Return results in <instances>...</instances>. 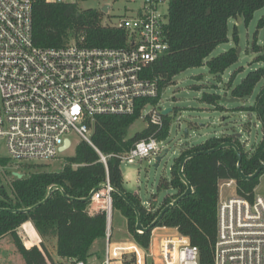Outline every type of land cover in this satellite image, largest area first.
<instances>
[{
  "label": "trees",
  "instance_id": "trees-1",
  "mask_svg": "<svg viewBox=\"0 0 264 264\" xmlns=\"http://www.w3.org/2000/svg\"><path fill=\"white\" fill-rule=\"evenodd\" d=\"M79 1L84 0L69 3L32 0L34 44L40 47H61L81 38L82 44L88 47L127 45V34L123 29L102 24L105 12L101 8H80ZM263 7L264 0H169L168 22L165 26L168 50L145 70L148 78L157 79V96L139 100L131 114L95 116L92 144L77 140L74 153L66 156L60 171H34L20 178L14 176L9 188L0 184V239L10 235L24 264L48 262L43 253L46 251L43 240V251L38 245L26 246L18 232L21 226L32 243L39 244L38 234L42 239L53 237L56 254L70 262H87L95 253V246H103L105 212L101 209L90 212L88 206L91 200L81 199L86 198L96 186L106 180L113 187L110 192L113 209L119 210L126 219L127 237L143 248H148L151 230H136V213L117 190L138 208L142 225L148 226L160 210L186 188L178 175L181 159L187 154L201 151L205 153L190 157L182 167L183 174L192 185V193L165 211L153 228L176 227L198 247L202 264L212 260L220 182L234 179L236 194L251 198L264 169L254 179L243 180L237 171L238 157L234 148L228 146L212 152L206 151L222 142H234L239 146L241 169L246 175L252 174L264 161V65L249 70L231 88V95L242 99L251 96L256 85H260L253 104L247 108L255 114L262 132L260 141L254 144L251 153H246L234 134L211 137L198 144L185 143L179 155L174 158L170 179L161 178L158 185V188L172 189L173 193L167 194L160 203L152 196L147 200L148 205L144 204L137 192L126 189L120 168L121 156L140 140L154 137L160 141L168 136L169 113L162 115L160 127L151 123L147 114L144 116L147 124L143 129L131 136H128V129L141 117L145 105L159 102L162 89L172 82L175 75L201 65H206L211 73L218 74L237 62L240 54H237L234 47L211 58L207 57L217 45L229 41V18L242 15L245 22H248L254 11ZM259 25L264 26V15L260 18ZM233 40L237 43L235 30ZM254 48L258 50L259 46L255 45ZM261 59L258 58L257 61ZM218 98L219 95L215 93H204L202 96V100L209 103H215ZM101 155L105 156V161L101 160ZM10 162L17 161L7 156L0 157V166H6ZM26 163V168L32 166V162ZM55 184L60 185L68 197L60 190H54L43 204L28 212L20 211L43 200L49 188Z\"/></svg>",
  "mask_w": 264,
  "mask_h": 264
},
{
  "label": "built area",
  "instance_id": "built-area-1",
  "mask_svg": "<svg viewBox=\"0 0 264 264\" xmlns=\"http://www.w3.org/2000/svg\"><path fill=\"white\" fill-rule=\"evenodd\" d=\"M168 6L169 0H142L133 16L102 22L123 29L126 46L88 47L80 38L61 47H40L33 41L32 0H0V139L7 157L26 162L54 159L66 138L71 144L65 136L70 132L92 144L95 116L131 114L139 100L157 96V79L148 78L145 70L168 50ZM161 111L153 107L148 113L159 127ZM158 142L154 137L140 140L121 159L157 156ZM222 184L236 189L234 179L222 180L219 189ZM111 190L107 184L90 199L106 216L99 264H202L198 247L176 227L151 229L174 231H157L153 238L151 234L148 248L129 237L111 242ZM206 264H264V194L254 190L247 198L236 191L226 197L219 193L212 260Z\"/></svg>",
  "mask_w": 264,
  "mask_h": 264
},
{
  "label": "rangeland",
  "instance_id": "rangeland-1",
  "mask_svg": "<svg viewBox=\"0 0 264 264\" xmlns=\"http://www.w3.org/2000/svg\"><path fill=\"white\" fill-rule=\"evenodd\" d=\"M141 2L142 0H84L79 1L78 6L80 8H101L107 5V12L104 13L102 19L105 23L115 22L120 17L133 16L141 6ZM263 15L264 7L254 11L248 22H245L242 15L229 18V41L217 45L207 59L226 51L229 47H234L240 48L237 62L218 74L211 73L206 65H201L188 68L175 75L172 82L162 89L158 104L156 106L147 104L142 110L141 117L129 127L128 136H131L146 126L147 120L144 116L150 113L153 107L160 110L171 108L168 136L158 142V147L161 148L160 154L157 155L161 156L158 164L155 165L156 155L133 160L121 159L120 168L126 189L137 192L145 205H148L147 200L152 196L160 203L167 194L173 193L172 189L158 188V185L161 178L170 179L174 158L179 155L185 143L198 144L211 137L239 133L241 146L249 154L253 151L252 146L260 141L262 136L260 122L254 113L247 110L248 106L253 104L254 95L258 92L260 85H256L251 96L242 99L233 97L231 88L237 85L249 70L264 65V26L259 25V20ZM234 30L237 43L233 40ZM255 45L259 46L258 50H255ZM258 58L262 59L257 61ZM204 93H215L219 95V98L215 103H209L202 100ZM65 136L70 138L71 144L65 150L60 151L54 159L37 163L29 162L32 164L29 168L25 167L26 161L10 162L6 166H0V184L9 188L13 177L16 176L14 172L23 176L34 171H60L66 156L74 153V146L78 139L73 132ZM2 156H7V153L4 140L0 139V157ZM254 190L264 194V172L259 176V182ZM219 193L221 197L232 195L235 193V187L222 184ZM88 210H93L92 202ZM111 222V242L125 241L127 238L126 219L119 210L113 209ZM157 231L172 232L174 230L154 229L151 233L152 238ZM18 232L26 246L38 245L42 251L43 240L46 246V253L44 251L43 253L48 264H72L70 260L56 254V242L53 237L42 239L37 233L39 244H35L32 243L23 226L18 229ZM152 240L151 247L153 246ZM103 247L104 244L99 247L95 246V253L88 259L89 264L100 263ZM0 264H24L10 235L0 239Z\"/></svg>",
  "mask_w": 264,
  "mask_h": 264
},
{
  "label": "water",
  "instance_id": "water-1",
  "mask_svg": "<svg viewBox=\"0 0 264 264\" xmlns=\"http://www.w3.org/2000/svg\"><path fill=\"white\" fill-rule=\"evenodd\" d=\"M107 9H108V6L107 5H103L101 7V10L103 12H107ZM240 52V48L237 49V54H239ZM235 99V98H233ZM171 111V108H166L164 110L161 111L162 115H166L168 114L169 112ZM236 135V137H240V134H234ZM70 146V141L69 139H65L63 145L60 147V151H63L65 150L66 148H68ZM232 147L234 148L236 154H237V157H238V161H237V171H238V174L240 176L241 179L243 180H252L254 179L256 176H258V174L264 169V161L261 162V164L259 165V167L252 173V174H249V175H246L243 173L242 169H241V152H240V149H239V146L237 144H235L234 142H230V141H226V142H222L220 145H218L217 147L215 148H212L210 150H207L206 152H212L216 149H219V148H222V147ZM254 147V145L252 146V148ZM199 153H205L204 151H201V152H194V153H190V154H187L185 155L180 163H179V169H178V175L180 177V179L185 183L186 185V188L184 190V192L182 194H180L177 198H175L173 201L169 202L168 204H166L159 212V214L157 215V217L154 219V221L148 225V226H143L141 221H140V217H139V211H138V208L119 190H117V192L124 198V200L134 209L135 213H136V229L140 232H148L150 231L154 226L155 224L160 220V218L162 217V215L165 213V211H167L169 208H172L174 206H176L178 204V202L186 195H189L190 193H192L193 189H192V185L190 183V181L185 177V175L183 174V171H182V167H183V164L184 162L189 159L190 157H193L194 155H197ZM161 159V156H157L156 157V163L155 165L158 164L159 160ZM14 174L17 176V177H21V174L20 173H17V172H14ZM107 184H109V186L111 187V189L113 190V187L110 185V183H107L106 181L102 182L101 184H99L98 186H96L92 191L91 193L86 197V198H82L81 200H84V201H88L91 199V195L98 191L99 189H102L104 186H106ZM54 190H60L62 192V194L66 197H68L64 191V189L60 186V185H52L50 188H49V191H48V194L47 196L41 200L40 202L34 204L33 206L31 207H28V208H25V209H21L20 211L22 212H28V211H31L33 210L34 208L38 207L39 205L43 204L44 202H46L49 197L51 196V193L54 191Z\"/></svg>",
  "mask_w": 264,
  "mask_h": 264
},
{
  "label": "crops",
  "instance_id": "crops-1",
  "mask_svg": "<svg viewBox=\"0 0 264 264\" xmlns=\"http://www.w3.org/2000/svg\"><path fill=\"white\" fill-rule=\"evenodd\" d=\"M92 204H93V210H90V212H93V211H96V210H98V206H99V203H97V202H92ZM32 223V222H31ZM32 227H33V224H32ZM34 228V227H33ZM34 230H35V228H34ZM36 231V230H35ZM37 233V232H36Z\"/></svg>",
  "mask_w": 264,
  "mask_h": 264
}]
</instances>
